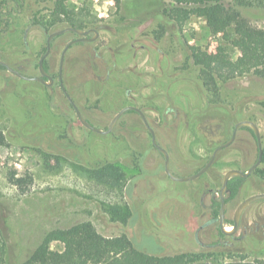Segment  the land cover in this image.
<instances>
[{"label":"rangeland","instance_id":"374dc122","mask_svg":"<svg viewBox=\"0 0 264 264\" xmlns=\"http://www.w3.org/2000/svg\"><path fill=\"white\" fill-rule=\"evenodd\" d=\"M55 1L0 0V60L25 76L38 75L47 35L70 27L45 32L39 25L51 18ZM64 5L84 29L98 32L94 41L71 46L62 66V87L93 127L105 130L120 109L138 108L179 178L200 170L237 121L255 122L264 148V65L259 73L213 71V94L190 57L189 47L198 46L234 63L243 52L230 33H212L204 17L186 14L170 0H65ZM240 12L264 30V7ZM74 37L52 38L45 59L55 78L52 86L0 69V264H22L49 231L85 221L106 238L127 236L155 264L159 258L181 264L264 262V199L245 208L232 235H220L213 221L225 172L243 171L256 160L247 132H238L236 142L198 178L170 179L137 113L122 114L108 134L78 121L56 77L61 50ZM103 164L119 167L121 184L90 177ZM261 170L264 160L239 182L241 190L225 208V228L230 230L241 201L263 193ZM9 173L26 179L21 190L7 181ZM248 220L258 221L260 231H247ZM49 248L62 251L63 244L51 242Z\"/></svg>","mask_w":264,"mask_h":264},{"label":"trees","instance_id":"16d2710c","mask_svg":"<svg viewBox=\"0 0 264 264\" xmlns=\"http://www.w3.org/2000/svg\"><path fill=\"white\" fill-rule=\"evenodd\" d=\"M122 4L126 0H113ZM157 1V0H155ZM161 1V0H158ZM174 2L186 14H196L206 20L207 28L214 34L230 33L235 46L242 50L243 54L234 62L220 58V54L209 55L198 46H190L189 52L193 63L200 67L204 85L210 87L213 94L215 76L213 71L222 73L224 68H231L235 72L248 73L251 70L261 72L264 65V30L258 29L241 14V8H262L264 0H170ZM65 0H56L52 16L45 23H39L45 32L56 25H69L78 29H84L64 5ZM183 6V7H180ZM43 67L47 69L44 61ZM0 69H5L0 66ZM4 143L0 134V144ZM264 160V154L261 162ZM264 176V170L260 171ZM90 177L98 183L117 186L124 180L123 172L116 165L103 164L95 170H91ZM26 179L16 178L9 173V183L20 190ZM242 178L234 177L229 180V195L225 200L232 199L237 193V187ZM237 181V183H235ZM219 206V202H216ZM218 215V212H215ZM220 235H224L220 232ZM51 242L63 244L62 251H53L49 248ZM159 264H181L171 258H159ZM22 264H155V258L136 248L132 241L125 235L106 238L100 235L92 223L85 221L64 229H53L43 238L31 255ZM184 264V263H182ZM203 264V263H199ZM232 264V263H224ZM264 264V262H259Z\"/></svg>","mask_w":264,"mask_h":264},{"label":"water","instance_id":"95a60500","mask_svg":"<svg viewBox=\"0 0 264 264\" xmlns=\"http://www.w3.org/2000/svg\"><path fill=\"white\" fill-rule=\"evenodd\" d=\"M67 32H73L76 35H80V36H84V35H87L90 32H93L94 36L92 38H89V41H92V40H94L97 37V31L95 29L80 30V29H77V28H74V27H66V28H63L61 30H57V31H54V32L50 33L46 37L47 39H46L45 52L40 57V59L38 61V71L40 73V77H36V78L27 77V76L15 71L14 69H12L10 66H8L5 62H3L1 60H0V66H3L7 71H9L10 73L14 74L15 76H17L20 79H23V80H26V81L37 80V81L41 82L44 85H50L52 79L44 71L43 61H44V59L46 58V56L48 55V53L50 51V40H52L53 37H56L58 35H61L63 33H67ZM84 40L85 39H82V38H76L75 40L70 42L66 46V48L69 47V45L72 44V43H75V42H78V41H84ZM66 48H65V50H66ZM42 77L48 78L49 79V83L45 82ZM127 111H134V112L139 114L140 118L142 119L144 125L146 126V128H147V130L149 132V136H151L152 145L154 146V148L156 150H158L162 154V156L164 158V172L166 173V175L170 179H172L174 181H189V180H193V179H196L199 176H201L203 173H205L207 171V169L211 166V164L214 162V160H215L217 154L219 153V151L222 150L223 148H226L227 146H229L232 143V141L234 140V136L233 135H235V130L237 129L238 126H240V125L248 126L254 132V134H255L254 136L255 137H257L259 135V130H258L257 126L253 122H251V121H241V122L237 123L235 125L234 132L231 135V138L227 142H225L223 144H220L219 146H217L213 150L211 156L209 157L207 162L204 164V166L200 170H198L195 174L190 175L188 177L179 178V177L173 176L172 173L170 172L168 153L156 143V139H155L154 132H153L152 128L149 126V124H148L143 112L141 110H139L138 108H136L134 106H125L122 109H120L114 115V117L111 119L110 123L108 124V127L105 130H100V129H97V128L93 127L92 125H90L88 122H86L84 120V118L81 116L80 112L77 109H76V116L79 119L80 123L85 128H87L88 130L93 131V132L98 133V134H108L113 129V127H114L115 123L117 122V120L119 119V117L124 112H127ZM258 147H259L258 157H257L255 163L247 171L243 172V171H240V170H237V169H230V170L226 171L225 174L223 175L221 188L219 189V195H218V199H219V212H218V214H219V232H221L224 235H228L229 236V235L234 234L235 231H237L239 217H240L241 213L243 212V210L249 204H251V203H253V202L257 201V200L264 199V193H258V194H254L252 196H249L248 198H246L243 201H241L237 205V207H236V209H235V211L233 213L231 229L226 231V229L224 227L225 226L224 225L225 224L224 223V213H225V193L227 192V186H228L227 183L229 182V180L232 177H235V176L246 177L252 170H254L257 166H259L260 161H261V145H260L259 142H258Z\"/></svg>","mask_w":264,"mask_h":264},{"label":"flooded vegetation","instance_id":"af4514ba","mask_svg":"<svg viewBox=\"0 0 264 264\" xmlns=\"http://www.w3.org/2000/svg\"><path fill=\"white\" fill-rule=\"evenodd\" d=\"M75 28V27H74ZM78 29V28H77ZM90 29H93V28H88V29H80V30H90ZM96 30V29H95ZM97 31V30H96ZM67 33H70V34H72L73 32H67ZM50 34V33H49ZM48 34V35H49ZM64 34V33H63ZM75 34V33H74ZM47 35V36H48ZM76 35V34H75ZM59 36V35H58ZM94 36V33L93 32H90V33H88L87 35H84V36H80V35H76V37H74V38H72V40H70V42H72L73 40H75L76 38H82V39H85L84 41H78V42H75V43H72V44H70L69 45V47H67L66 48V46L70 43L69 41L66 43V45L63 47V49L61 50V54H60V58H59V65H58V70H57V74H56V77H57V82H58V87L60 88V90H61V92L66 96V98L69 100V104H70V106L72 107V109L74 110V112H75V115H76V109L78 110V108L76 107V105L71 101V99L69 98V96L67 95V93L65 92V90H64V88L62 87V85H63V83H62V75H63V70H62V66H63V62H64V56H65V53H66V51L71 47V46H73V45H75V44H77V43H82V42H92V41H94V40H92V41H89V38H92ZM97 36H98V32H97ZM57 37V36H56ZM54 38V37H53ZM97 38V37H96ZM47 39V38H46ZM53 40V39H52ZM52 40H50V48H51V42H52ZM65 48H66V50H65ZM45 49H46V43H45ZM45 49H44V52H45ZM65 50V51H64ZM50 52V51H49ZM44 54V53H43ZM42 54V55H43ZM49 54V53H48ZM48 56V55H47ZM46 56V57H47ZM46 59V58H45ZM44 59V61H46ZM62 59V60H61ZM39 61V60H38ZM44 61H43V63H44ZM47 63V62H46ZM44 68V67H43ZM15 70V69H14ZM37 70H38V63H37ZM16 71V70H15ZM44 71L50 76V74H49V72H48V66H47V69L45 70L44 69ZM9 72V71H8ZM18 72V71H17ZM14 75V74H13ZM27 77H31V78H36V77H40V73H39V71H38V75H34V76H27ZM43 78V80L45 81V82H47V83H49V79L48 78H44V77H42ZM50 78L52 79V81H51V83H50V85H44V84H42L41 82H39V81H37V80H31V81H33V82H37V83H40V84H42L43 86H52V85H54V83H55V78L51 75L50 76ZM79 111V110H78ZM127 112H134V111H127ZM125 113V112H124ZM123 113V114H124ZM136 113V112H135ZM138 114V113H137ZM139 115V114H138ZM82 116V115H81ZM77 117V116H76ZM83 117V116H82ZM114 117V116H113ZM120 118V117H119ZM78 119V118H77ZM85 120V119H84ZM78 121H79V119H78ZM86 122H88L87 120H85ZM118 121V120H117ZM241 121H251V122H253L252 120H248V119H244V120H240V121H237V122H235L233 125H232V129H231V133H230V135H229V137H228V139L226 140V141H224L223 143H225V142H227L230 138H231V135L233 134V132H234V128H235V125L237 124V123H239V122H241ZM80 122V121H79ZM89 123V122H88ZM256 126H257V124L255 123V122H253ZM90 125H91V123H89ZM116 124V123H115ZM115 126V125H114ZM108 127V126H107ZM257 128H258V130H259V135L257 136V137H255L254 135V132L252 131V129L251 128H249L248 126H245V125H240V126H238L237 127V129L235 130V135H233L234 136V140L232 141V143L229 145V146H231L234 142H236V139H237V136L236 135H238V132H241V131H245V132H247V134H248V136L253 140V142H255V144H256V159H257V157H258V153H259V147H258V142L260 143V145H261V160H262V157H263V154H264V148H263V146H262V140H261V137H260V135H261V132H260V129H259V127L257 126ZM222 143V144H223ZM229 146H227L226 148H223L222 150H224V149H227ZM222 150H220L219 151V153L222 151ZM218 153V154H219ZM218 154H217V156H218ZM216 156V157H217ZM216 159V158H215ZM256 161V160H255ZM255 161H254V163H255ZM253 163V164H254ZM252 164V165H253ZM260 164H261V161H260ZM259 164V165H260ZM248 168V167H247ZM245 169V170H243V172H245V171H247L248 169ZM258 168V166L254 169V170H252L246 177H240V176H235V177H239V178H248V177H250L252 174H253V172H255V170ZM208 170V169H207ZM232 178H234V177H232ZM241 190V185L239 184L238 185V187H237V193H239V191ZM236 193V194H237ZM263 193H264V191H263ZM227 196L225 197V200L228 198V195H229V189H228V187H227V192L225 193ZM219 195V194H218ZM236 196V195H235ZM218 202H219V199L217 200ZM227 203H228V200L227 201H225V208H226V205H227ZM250 205V204H249ZM236 209V208H235ZM245 210V209H244ZM243 210V211H244ZM235 211V210H234ZM218 212H219V206H218ZM242 214V213H241ZM224 215H225V213H224ZM218 217H217V219L215 218L213 221H218V227H219V214L217 215ZM233 218V217H232ZM240 218H241V215H240V217H239V221H240ZM238 224H239V222H238ZM247 231H249V230H254L255 232H258V231H260V223L258 222V221H254V220H248L247 221ZM202 229V228H201ZM200 229V230H201ZM231 229V228H230ZM197 231H199V230H197ZM262 234H264V224H262V231H260ZM198 233V232H197Z\"/></svg>","mask_w":264,"mask_h":264},{"label":"bare ground","instance_id":"6f19581e","mask_svg":"<svg viewBox=\"0 0 264 264\" xmlns=\"http://www.w3.org/2000/svg\"><path fill=\"white\" fill-rule=\"evenodd\" d=\"M226 229V231H228L229 230V228H225Z\"/></svg>","mask_w":264,"mask_h":264}]
</instances>
